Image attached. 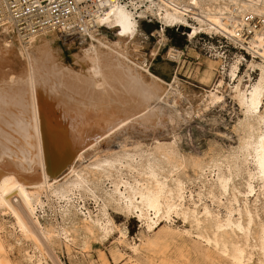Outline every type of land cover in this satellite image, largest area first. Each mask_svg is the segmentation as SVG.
I'll use <instances>...</instances> for the list:
<instances>
[{
  "label": "bare ground",
  "instance_id": "bare-ground-1",
  "mask_svg": "<svg viewBox=\"0 0 264 264\" xmlns=\"http://www.w3.org/2000/svg\"><path fill=\"white\" fill-rule=\"evenodd\" d=\"M115 1L103 0L109 10L98 20L102 30L76 39L73 65L65 63L60 39L73 47L74 38L57 31L24 36L11 22L0 26V214L12 220L23 260L65 264L56 244L74 256L81 246L88 248L91 238L107 241L116 230L119 238L109 252L113 262L101 251L102 264H181L187 254H197L202 242L228 264H254L256 254L257 264H264V223L254 236L257 226L248 209L251 197L254 203L264 197V0H153V14L163 27L148 54L137 17ZM246 16L258 21L242 35L237 23ZM174 25L190 41L216 30L239 43L253 57L247 71L241 74L243 55L237 53L224 66L217 52L216 60L209 58L204 70L197 69L203 91L198 105L180 111V100L190 102L184 85L177 75L168 83L151 69L168 41L165 29ZM193 50L171 47L167 58L181 66ZM217 72L221 77L215 80ZM251 72H258L256 79ZM226 77L234 85L229 95ZM229 97L243 116L234 128L237 154L217 158L182 151L179 130L195 114L223 108ZM141 131L145 140L136 137ZM188 168L204 191L187 196ZM241 173L247 174L244 192L233 180ZM77 196V201L94 199L97 214L84 212L87 207L77 204ZM62 205L63 226L41 222L39 209L56 212ZM109 207L138 217L143 229L138 238L116 225ZM2 230L0 264H21L9 257ZM237 234L242 243L231 242ZM178 238L189 244L183 242L184 250L173 257L168 248ZM24 242L34 246V253ZM205 250L204 261L221 264Z\"/></svg>",
  "mask_w": 264,
  "mask_h": 264
},
{
  "label": "rangeland",
  "instance_id": "rangeland-1",
  "mask_svg": "<svg viewBox=\"0 0 264 264\" xmlns=\"http://www.w3.org/2000/svg\"><path fill=\"white\" fill-rule=\"evenodd\" d=\"M154 24H148L143 23L141 25V31L146 36L147 40H145V53H150L151 50L156 46V43L158 42V33L155 30ZM176 32L178 34L185 35L186 32L181 31L180 29H176ZM60 35V34H59ZM61 37V35H60ZM114 36L112 35L111 38ZM149 37V38H148ZM166 37L168 39L166 45L162 47V50L160 51L158 57L156 60L152 63V71L156 73V75L160 76L163 80H165L168 83H171L173 81V78L177 75L180 82L184 85V91L185 96L190 100V102L186 100H180L179 105L181 107V110L188 109L190 107H196L198 105V99L202 95V85L199 84L197 79V69L200 68V70H204L206 68V61L207 59H214L213 57L214 51L209 47H205L204 45H199L196 42H193L192 44H189L186 40V46L183 48L176 47L174 44V41H172L166 32ZM187 39V37L185 36ZM60 45L64 51L65 55V63L68 65H73V58L72 54L76 52L78 45V41L76 39H71L73 41L74 46L69 47L68 42L65 41L61 37ZM192 47L193 51H187V54L189 56H186L185 60L186 62L179 66L176 63H170V61L167 58L168 51L171 47L177 48L180 50H185L187 47ZM221 52V49L219 50ZM241 55L240 53H238ZM198 55V56H197ZM231 59L228 63L224 62V66L226 64H230L232 61H234L236 58V54L234 50H231ZM251 57H247L246 61L243 62L242 68H241V74H245L247 71V61H251ZM220 62V61H219ZM164 65H167L168 67L164 70ZM220 66V63H219ZM223 68V66H222ZM221 68V69H222ZM258 76V72H251V79L254 80ZM221 77V74L217 72V76L215 78L218 79ZM226 83L228 88V95L230 88L234 87L233 84L230 82V78L226 77ZM239 118H243L242 112L240 110V107L236 101H234L231 97L227 98L226 105L221 107H215L211 108V110L204 115H197L195 114L193 118L185 124L181 130H179V133L181 135V140L179 141L180 147L182 151L189 155H195V156H203L206 153H212V155H215L217 158L222 157H228L233 156L237 154L238 146H239V137L237 132L234 130L235 125ZM136 137L139 139H144L147 135H145L144 132H135ZM234 164H232L233 168ZM233 173L236 175V172L233 170ZM208 174V173H207ZM212 178V176H210ZM185 179L187 181V186L189 188L187 196L190 195L191 192H194L195 194L199 191H204L203 184L199 179H197V175L192 168H188L186 172ZM247 179V174L241 173L239 176H234V186L237 190L244 192L245 190V182ZM255 184H258V181H255ZM110 185H108L109 187ZM259 188H257V191ZM76 202L78 205L82 206V204L86 205L87 209L83 210L84 212H87L88 210H91L94 212V214H97L98 205L95 203L94 199L88 198L85 199L84 202L82 200L77 201V197H75ZM238 198L241 204L243 205V195L240 196L238 194ZM251 202L249 203L248 209L253 213L254 219H255V225L257 227H254L252 230V233L254 236H256L260 221L264 223V197L260 196L259 200L254 203V198L251 197ZM65 208L64 205L59 206L58 210L56 212H52V210L47 209V212H44L43 210L39 209L38 214L40 217V220L43 224L47 225H56L59 224L60 226H63V218L61 215V212ZM109 213L111 217L114 219V222L116 225L121 227H126L129 231V237L130 238H138L140 232L143 230L141 229L142 223L139 221L138 217L135 214L127 213L125 211L121 210H114V208L109 207ZM221 215H225V209L223 207L220 208ZM258 215V217H256ZM237 214H235V218H237ZM245 221V218H243ZM176 225L182 226L183 223L180 219L176 218ZM12 220L8 217L2 216L0 214V228H3L1 238L8 250L9 257L11 259H14L17 262H20L21 264H28L23 260V253L19 251V246L16 242V239H18L17 234L14 233V229L11 226ZM164 224V223H163ZM210 227V225H209ZM5 228V230H4ZM187 229L191 230V226H188ZM134 234H131V231H134ZM210 231H213V229L210 227ZM113 236L108 239L107 241H102L100 239H93L91 238L89 240V246L88 248H85V246H81V248H78L74 251L73 255L71 256L66 252L65 247H63L61 250L58 248V244L55 246V253L58 257H60L65 264H102L100 260V253L101 251L107 252L110 257L111 263L113 262L111 256H110V250L112 249L114 243H116L117 239L119 238L118 232L115 230V232L112 233ZM231 236V235H230ZM195 237V236H193ZM196 238V237H195ZM232 243H242L243 238L241 234L233 235L232 236ZM98 240V241H97ZM183 242L188 243L189 241H186L181 238H178L175 241H171L170 247L168 248V254H171L173 257L175 255V252L177 250L182 251L183 249ZM255 241L252 239V243ZM194 244H190V249L193 251ZM24 248H28L31 253H34L35 248L30 242H24L23 245ZM84 247V250H83ZM198 252L187 254V258L181 259V264H192L197 262V264H214L212 261H204L202 259V253L207 252L205 249L209 250V253L212 254L213 260H215L216 263L221 262V264H228L227 261L222 260L217 254L216 251L213 249V247L208 246L205 242H202L200 246L198 245ZM87 250V252L85 251ZM184 250V249H183ZM124 252H127L129 255H132V253L128 250L127 247L124 248ZM189 255V256H188ZM86 257V258H85ZM190 258L191 262H188ZM259 256L256 254L254 256L253 263H258ZM91 260V262H90ZM48 264H52V262L49 260ZM122 264H129L127 262H124Z\"/></svg>",
  "mask_w": 264,
  "mask_h": 264
},
{
  "label": "built area",
  "instance_id": "built-area-1",
  "mask_svg": "<svg viewBox=\"0 0 264 264\" xmlns=\"http://www.w3.org/2000/svg\"><path fill=\"white\" fill-rule=\"evenodd\" d=\"M115 2L125 5L137 17L140 26L148 23L154 24L156 31L162 29L160 16L153 14V0H116ZM108 10L109 3L103 0H0V26L5 22H11L24 36L57 31L69 38L86 40L96 29L102 30L98 20L103 18ZM257 21L249 20L246 16L245 21L237 23L236 30L243 35L245 31H250L251 25ZM167 29L176 30L180 29V26H168L165 30ZM107 30L110 31L108 28ZM108 35L112 36L113 33ZM182 36L187 37L189 44L196 42L201 46L210 47L214 51V56L217 52L221 53V59L225 63L231 59V50H234L236 55L240 53L245 59L253 58L252 54L243 49L239 43L231 41L216 30L199 33L192 41L189 40L187 33Z\"/></svg>",
  "mask_w": 264,
  "mask_h": 264
},
{
  "label": "trees",
  "instance_id": "trees-1",
  "mask_svg": "<svg viewBox=\"0 0 264 264\" xmlns=\"http://www.w3.org/2000/svg\"><path fill=\"white\" fill-rule=\"evenodd\" d=\"M172 41H174V45L179 48H183L186 46V38L184 36H181L176 32L175 29H167L166 31ZM134 231H131V234H134Z\"/></svg>",
  "mask_w": 264,
  "mask_h": 264
}]
</instances>
